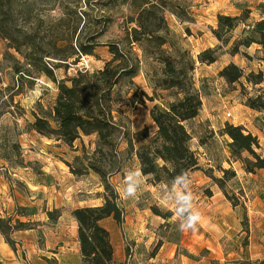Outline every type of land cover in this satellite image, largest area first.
Returning a JSON list of instances; mask_svg holds the SVG:
<instances>
[{
    "label": "trees",
    "instance_id": "1",
    "mask_svg": "<svg viewBox=\"0 0 264 264\" xmlns=\"http://www.w3.org/2000/svg\"><path fill=\"white\" fill-rule=\"evenodd\" d=\"M17 2L20 5L29 3L28 0H0V37L21 53L29 65L54 82L57 88L52 106L48 109L39 106L37 111H32L33 118L27 123V129L71 148L83 136L95 137L92 151H87L81 143V153L73 157V162L67 163L71 174L78 177L92 172L103 187L102 204L77 207L71 211L77 223L81 264H109L113 259L109 232L101 222L106 218L113 219L117 224L124 221L125 212L120 195L110 181L122 168L120 142L125 143L126 158L134 155L141 175L151 185L162 184L169 187L177 184L176 177L180 174L187 172L190 175L201 170L232 207L240 205L244 208L239 196L233 191L229 193L227 189V183L236 177L231 163L239 161L246 173L263 170L264 147L260 145L258 137L242 125L226 121L214 131L208 124L202 123L198 145L204 148L214 147L215 138L224 136L228 138V155L223 158L217 155L213 159L207 158L206 166L200 164L191 147L193 134L189 126L199 116L203 98L202 91L195 86L194 70L197 63H214L224 52V47H227L225 52L228 54H240L250 60L246 49L253 43L264 46V19H252L248 8L242 9L238 15L217 14L216 27L211 29V33L219 43L199 51L193 57L188 49L178 45L173 39L165 18V13L168 12L181 23L193 22L188 5L179 0H128L133 13L126 17L128 20L124 24L122 38L106 44L111 55L104 60L103 66L93 71H77L67 79L56 80L46 61L62 60L66 64L71 58L77 61L81 53L94 55L95 46L98 45L97 37L92 36L85 41L78 38L73 43L81 20L74 10L78 22L70 30V35L53 39L49 42L50 49L38 53L34 38L15 25ZM66 13L68 15L69 12ZM240 25H243L241 34L230 42L231 32ZM81 30L82 28L78 35ZM18 34L23 36L22 41ZM59 41L64 44L58 45ZM134 46L141 51L142 58L136 53ZM40 50H43L41 46ZM144 62L150 65L144 77L151 95L134 82ZM51 65L54 68L55 64ZM218 76L228 86L239 85L245 106L264 113V89L259 87L254 94H250L245 86L246 83L255 88L254 86L261 84L264 81L263 71H245L229 62L218 71ZM157 91H168L172 93L173 99L165 104L153 103L151 106L149 115L155 125L154 133L149 136L146 128L131 131L122 107L144 105L146 100L155 101ZM20 149V143L10 142L6 134L0 135V159L10 167L12 164H27ZM224 162L229 166H224ZM238 193L242 196L241 191ZM207 195H211L208 190ZM150 210L164 220L159 226L161 230L171 227L169 220L174 214L171 210H162L155 205H150ZM45 213L49 223L57 222L62 216L61 210L57 208L45 210ZM15 214L29 215L24 206H17ZM242 225L243 230L247 231L245 216ZM35 226V222L22 221L18 217H0V234L12 248L16 244L11 237L13 232L29 230ZM162 233L160 236L168 239L166 233ZM161 244L162 239H159L154 250L159 249ZM125 252L128 254V247ZM260 264H264V260Z\"/></svg>",
    "mask_w": 264,
    "mask_h": 264
},
{
    "label": "rangeland",
    "instance_id": "2",
    "mask_svg": "<svg viewBox=\"0 0 264 264\" xmlns=\"http://www.w3.org/2000/svg\"><path fill=\"white\" fill-rule=\"evenodd\" d=\"M28 1L27 5H20L17 2L14 22L17 27L34 38L38 53L50 49L49 42L53 39L70 35V30L78 22L73 13L75 10L81 20L74 35L73 43L78 38L80 41H85L89 37H97L96 43L98 45L95 46L94 55L83 54L86 55L87 70L89 71L99 69L98 67L103 66L104 60L110 58L111 54H109L106 44L122 38L123 27L126 19L128 20L126 17L133 13V8L129 7L128 0ZM179 1L188 5L191 11V0ZM66 12H69L68 15ZM84 12L86 14L83 15ZM169 14L166 12L165 18L173 39L178 45L188 49L195 57V52L206 41L195 42L191 35L198 34L200 36L206 33L208 25H205L207 27H204V30H200L191 25L192 22L179 23L173 21ZM81 28L82 30L78 35ZM18 36H20L19 40L22 41L23 36L20 34ZM63 44L64 42H58V45ZM9 45L7 40L0 37V135L6 134L10 142L17 141L20 143L22 158L27 164L24 166L12 164L10 167L4 160L0 159V176L9 184L10 189L7 195H15L21 202L22 199L19 194L26 197L31 193L27 182L38 185L51 182V186L59 188L57 183L60 181L68 183V179L70 182H73L75 178L77 179V176L70 173L67 163L73 162V157L81 153V143L84 144L87 151H92L95 137L93 135L83 136L81 140H76L71 148L62 142L49 139L27 129V123L33 118L32 111H37L39 106L44 109L50 108L57 94V88L54 82H51L48 77L29 65L28 60ZM40 46L43 50H40ZM134 50L142 58L141 51L135 46ZM79 60L80 54L77 61L71 58L66 64H63L62 60H54L55 66L52 70L56 80L67 79L76 74L81 66L79 63L83 62L80 60L78 63ZM219 65L220 63H216L194 70L195 86L202 91L206 105L205 110L209 114L206 120L199 116L189 124L193 134L191 147L203 166H206L207 158L213 159L216 155L219 158H223L224 155L227 156V148L224 136L215 138V149L213 146L208 148L199 146L198 135L202 130L200 124H208L210 128L217 131L218 128L222 127L221 124L226 122L225 119L230 118L226 116L230 106H235L238 102L244 101L243 93L238 84L228 86L219 79ZM149 68V63L141 64V71L134 78V82L140 89L151 95V89L144 77L145 71ZM245 86L250 94L256 92L255 89L257 88H252L246 83ZM216 87H219L220 94L216 92ZM226 93L230 94L229 100H225L226 103L218 100V108L215 105L208 107L209 99L211 101L215 98L220 99ZM156 95L155 101L146 100L144 105L135 104L134 106L122 107L123 113L128 119L127 126L131 131L146 128L149 136L154 133L155 125L149 115L151 106L153 103L165 104L166 101L173 99L172 93L168 91H157ZM260 123V121H253V124L258 127H261ZM120 143V157L123 159L122 168L120 172L114 174L115 177L110 181L119 194L122 193L121 203L125 212L124 216H126V224L120 231L121 233L118 232V229H110V231L113 230L111 231L112 234H122L125 246L128 247L127 257H129L125 264H221L222 262L223 264H233L231 260L225 261V258H228L229 252L233 250L236 252L235 248L239 246V242H243L245 232L241 229L236 234V230L233 228L235 223H232L225 216V202L229 201L220 193L221 191L217 186L201 170H196L189 175L190 185L175 184L169 187L162 184L151 185L141 175L134 155L126 158L125 143ZM223 165L225 166V163ZM45 166L48 167V170ZM78 178L80 182L76 193L81 196V199H86L84 197L87 195L86 189L95 187L99 178L92 172L78 176ZM128 182L137 185L136 194L132 197H128L124 191ZM242 185L246 186L244 180L234 178L227 183V189L229 193L233 191L240 200H243L238 193ZM207 190L211 192L210 196L207 195ZM182 193L192 194L191 211L201 214V220L195 230L182 231L179 227L184 222L183 213L177 210L182 208L178 199ZM33 194L39 203L27 209L30 213L37 214L36 218L39 220H34L35 224L41 223V221L42 223H49L44 212L46 206H43V202L41 203V200H44L45 192L37 189ZM123 199H125L124 204ZM76 204L63 206L61 212L63 208H69ZM150 205H155L162 210H171L174 213L169 220L172 223L170 228L162 230L159 228L164 220L153 214ZM41 206L42 210L39 209ZM237 207L240 215H242L241 206L238 205ZM242 219L243 217L241 221ZM70 222L69 219L65 220L67 225L71 224ZM225 230L228 237L224 234ZM162 232L166 233L168 239L160 236L163 234ZM234 235L236 236L234 237ZM159 239H162V244L159 249L154 250ZM214 244L218 245V251H214L210 246Z\"/></svg>",
    "mask_w": 264,
    "mask_h": 264
},
{
    "label": "crops",
    "instance_id": "3",
    "mask_svg": "<svg viewBox=\"0 0 264 264\" xmlns=\"http://www.w3.org/2000/svg\"><path fill=\"white\" fill-rule=\"evenodd\" d=\"M191 3V14L192 17L195 18V21H193L191 25L200 30H204L203 28L207 27L205 25H208L206 33H203L200 36L198 34L195 36L191 35L195 42H200L201 40L206 41L205 43L203 42L200 49L195 52V55L199 51L208 47H213L219 43L211 33V29L216 27L217 14L238 15L242 9L248 8L250 10V16L254 18V20L264 19V0H191ZM169 16L173 21L181 23L174 15L169 14ZM242 28L243 25H240L231 32L230 42L241 34ZM226 48L227 47H224V52L214 63L210 64L214 65L220 63L218 71L224 65L233 62L245 71L261 70L264 73V46L255 43L251 44L246 49V52L251 57L250 60L245 59L240 54L230 55L225 52ZM210 65L197 64L195 70ZM219 79L224 82L222 78L219 77ZM254 87H261L264 89V81ZM229 98L230 94L226 93L223 94L220 99L215 98L212 101L209 99L208 107L215 105V107L218 108V100L224 103L225 100H229ZM202 102L203 108L200 110L199 116L206 120L209 114L208 111L205 110L206 105L203 98ZM228 112L230 113V118L227 120L225 119V121L234 125L244 126L248 131L258 137L260 145L264 147L263 112L248 108L243 104V101L238 102L235 106H230ZM255 120L261 122V127L253 124V121ZM211 126L215 129L213 124H211ZM225 138L227 141L228 138ZM226 154L228 155L227 149ZM224 163L226 167L229 166L226 162ZM231 166L236 172L235 179H242L246 184V186L242 185L239 188L242 193L244 208L241 207L242 215H240L239 208L237 206L232 207L230 202L226 201L227 203L225 202L224 207L226 212L225 216L228 217L232 223H235L233 228H235L236 234L243 229L241 218L245 216L247 219L248 230H243L245 232L243 242H239V246L235 248L236 252L233 250L228 253V258H225V261L231 260V263L233 264H260V262L264 260V169L259 170L256 173H246L239 161L232 162ZM45 168L48 170L47 166H45ZM113 177L115 176L113 175L110 178L111 181ZM57 178L59 179V177ZM67 182L68 183L60 181L57 183L60 186L59 188L51 186V182L43 185L27 182L26 184H28L27 186L31 193L26 197L19 194L22 199L21 202H19L15 195H7V192L10 189L8 186L9 184H7V182L0 176V217L12 216L14 218L18 217L22 221H38L39 219L36 218V213L32 214L28 211L29 215L25 216H17L15 214L17 206L29 208L39 203L36 196L33 194L37 189L45 192L44 200H41L43 206H46L44 212L45 210H51L54 208L61 210L63 206L77 203L75 206L63 208L61 212L62 216H60L55 223H42L41 221V223L36 224L35 228L29 230H16L13 232L11 237L16 243L14 244V248L9 246V243L5 242V239L0 234V264H81L79 244L77 240V223L72 217L71 211L77 207L102 204L103 187L98 182L95 187L86 189L87 195L84 196L86 199H81V196H78L76 193L80 179L77 177L73 182H70L68 179ZM119 195L120 198H122V193ZM124 200L125 199H123V204ZM39 209L42 210V206ZM68 219L71 221V224L69 225L65 223V220ZM112 220L113 219L111 218H106L101 222L109 232L110 241L113 247V259L109 264H125V261L128 260L129 256L127 257L125 252L127 247L125 246L120 231L126 224V216H124L122 224H117ZM110 229H118V232L120 233L112 234L111 231L113 230L110 231ZM226 233L227 231L225 230L224 234L226 235ZM226 236L228 237V235ZM235 236L236 235H234V237ZM210 246L214 251H218V245L214 244L213 246ZM221 264H223V262Z\"/></svg>",
    "mask_w": 264,
    "mask_h": 264
},
{
    "label": "clouds",
    "instance_id": "4",
    "mask_svg": "<svg viewBox=\"0 0 264 264\" xmlns=\"http://www.w3.org/2000/svg\"><path fill=\"white\" fill-rule=\"evenodd\" d=\"M176 183L184 186V185H190L191 180L189 177V173L184 172L176 177ZM124 191L126 192L128 197H132L136 194L137 191V185L128 182ZM180 204L182 205V208H178L177 210L183 213L184 216V222L179 225L180 229L182 231L184 230H195L197 224L201 220V214L199 212H193L191 211V202H192V194L191 193H182L178 197Z\"/></svg>",
    "mask_w": 264,
    "mask_h": 264
},
{
    "label": "built area",
    "instance_id": "5",
    "mask_svg": "<svg viewBox=\"0 0 264 264\" xmlns=\"http://www.w3.org/2000/svg\"><path fill=\"white\" fill-rule=\"evenodd\" d=\"M86 58V55H83L82 53L80 54V60H82L83 62H80V60L78 61V63L81 65L80 67H79V69L77 70V71H85V70H87V68H88V62H87V60L85 59ZM49 60V59H48ZM53 63V60L51 61H46V64L48 65V67H51L52 69H53V67H52V64ZM76 71V72H77ZM216 92L218 93V94H220V89H219V87H216ZM226 116L227 117H230V113L229 112H227L226 113Z\"/></svg>",
    "mask_w": 264,
    "mask_h": 264
}]
</instances>
